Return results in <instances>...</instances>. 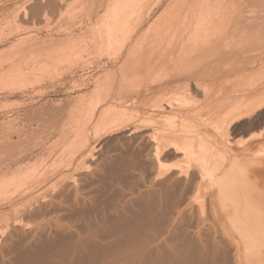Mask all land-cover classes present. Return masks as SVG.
I'll list each match as a JSON object with an SVG mask.
<instances>
[{
  "label": "rangeland",
  "instance_id": "rangeland-1",
  "mask_svg": "<svg viewBox=\"0 0 264 264\" xmlns=\"http://www.w3.org/2000/svg\"><path fill=\"white\" fill-rule=\"evenodd\" d=\"M48 1H51L49 3L51 6L48 4ZM54 1L56 3L52 4ZM119 1L0 0V235L4 234L2 237L0 236V242L2 239L10 238V242L15 243L19 240L18 236L22 239V237H24L23 235H25L24 233L34 228L29 225H38L36 222L43 224L49 219L48 216L51 215L50 217H52V215H55L53 214V210L54 213L59 214L61 219L64 221L68 220L67 222H69V219H66L71 216L68 210L69 208L65 210V203L63 207H61L62 205L60 204L63 202L59 200L62 198V201L66 202L67 199V205L65 207H69V204H71L69 201H72L71 196L74 197V195H71L69 189L72 188L71 192L73 191L74 194V185H78L77 187H82V190L89 192L94 199V201L92 199V202H94V204L96 202V205L101 211L113 213L116 209L128 206L132 207L144 194L152 189H158V185H175L177 183L175 186L178 190L180 191L182 188L181 190L185 193L187 192L186 194L190 196L199 186L195 184L199 183V179L196 177L199 178L200 174L195 175V173L202 172L200 162L205 163V167L206 163L208 164L206 168L209 166V171L215 178L217 177L216 173L222 172V169L223 171L224 169H227V171L234 169L237 171H244L245 168L243 167V163L244 166L250 165L249 162L245 165L246 163L244 160L246 159L249 161L252 159L253 162L250 161L251 165L253 163V165L257 167H261L264 164H262V158L264 160V105L261 106L259 104L260 106H257V104H253L252 102L253 98L264 90V18L262 17L264 16V0H236V4H239L237 5L239 9L234 4L237 11L230 9V15L229 12H227L229 17L226 15L227 17L225 18L224 12H221V15H223L222 18H219L220 13H217L222 10H218V7L214 9L213 7L215 5L209 8L210 11H214L213 13L211 12V14L206 4H203L202 7H206L205 9L207 10L201 9V11L204 10L206 14L199 9L191 10V7L195 8L199 6L200 8V5H193V0H187L188 3L186 1V4H184L185 2L183 0H127L126 4L121 7L119 6L124 0ZM225 1L226 0H224V3ZM228 1L233 3L232 0ZM117 2L120 3L119 6L116 4ZM231 2L225 5L228 7L230 5L232 6L233 4H231ZM220 3L223 4L221 0ZM36 4L38 6H36ZM187 4H190V9H188L189 7ZM114 6H116L115 9L118 7V13L113 11ZM185 9L190 12L186 14ZM195 10H197L195 12L197 14L194 13L193 17H191ZM215 10H218V12L216 11L215 13ZM207 12L213 16L211 17ZM198 13L205 18L211 17L215 19L218 17L219 19H215V23L219 21H223L224 23H218V26H214L215 29L209 30V33L208 31H204V33H208L206 37H202L204 33H200L202 36H197V31V34L195 33V36H193L192 39L189 37V39L187 35V33H189L188 28L186 32L184 30L186 27L183 28V26L179 25V21L177 20L179 17H182V14L183 16L187 15L189 19L190 17L193 19L199 15ZM117 14L119 15L118 17H120L119 24L117 25V27L119 26L118 30L112 27L116 21L115 18H118L116 17ZM215 14L218 16L214 18ZM201 15L198 17H201ZM254 15L260 17H252ZM231 16L233 20L230 19ZM240 16L244 23L250 18H255L256 21L258 19L256 28H251V30H249L246 27L240 26L241 24L239 28L237 23L241 22ZM226 18L228 19L225 20ZM238 18L240 21L238 20V22L235 23L234 19ZM211 28H213V26ZM175 30L181 33L183 40L177 37L178 32L175 33ZM224 31H227L226 35L228 34V37L231 33L233 36H230V38L224 41V37L221 39ZM174 33L177 35H174ZM180 33L179 37H181ZM261 34L263 36H261ZM226 35L224 34L225 37ZM177 38L181 39L180 41H182V43L187 41L186 44L188 43L189 47H187V45H182V43L180 44ZM149 41H154L155 44L159 41L161 44L165 43L167 45L174 41L176 49L179 50L181 45L186 46L185 49L188 48L192 54L188 53L186 55L185 52L188 49H183L182 53L180 52L182 49L178 52V50L173 48L172 50L174 51L171 52H176V55H181L182 57H177L176 59V57H173L175 54L172 55L171 52H168L167 54L168 56L170 55V58L167 60L168 62L164 60L165 63L167 62L165 68V63H163V65L161 63L162 66L160 65V62H162L160 61L162 59L161 57H163V59L167 58V55L159 56L164 54L159 50L161 44L157 43L158 48L155 47L154 43H150ZM189 41H199V45L195 44L197 42H193L194 45L190 46L192 43L189 44ZM203 41H209V43L206 42L209 45L211 42L213 43H211L210 48L208 46V49H204L207 46H203ZM214 41H216L215 45ZM141 43H143V45L145 44L143 47L144 49L141 48ZM206 43L204 45H206ZM151 44H153V46ZM165 44L163 47H165ZM177 45H180V47L177 48ZM134 46H137L138 48H136L138 50ZM147 46H149L151 50L148 47L149 50L147 49L146 52L145 49ZM202 46L204 48L201 49ZM132 47L136 49L133 52L137 55L135 56L137 57L136 59L142 58V55L145 56L142 58L144 59L143 61L148 60V55H154V53L159 51L157 52L158 54L156 53L157 55L155 54L156 56H153L155 60L151 58L152 56L149 57V60L151 58L153 62L156 61V58L160 59L157 60V67L151 72L141 69L134 70L130 68L133 64L129 62L130 65L126 64L125 66H128L130 69L121 73L119 68L124 66L127 53L133 49ZM193 47H196L194 49H196L197 52ZM140 48L143 51L145 50L144 52L146 53L141 55L143 51H141ZM120 50L122 52H120ZM162 51H164L163 48ZM137 53L140 54L138 55ZM118 54L120 58L117 60L116 57ZM195 54L196 56H194ZM173 58L174 60L170 61ZM235 59L237 62L234 61ZM214 60H217V64ZM220 63L223 64L220 72H218L219 69L216 68L221 66ZM224 64L227 65L225 66ZM161 67H164V69H162L165 71L168 68L167 71H169V76L171 74L173 77L171 76L164 81H160L162 78L159 77L161 83H151L153 78H155L154 81L158 82L157 77L165 74V71H163ZM155 75L158 76L155 77ZM166 75L167 74L163 76L166 78ZM167 82L169 84L171 83L170 86ZM188 82L190 85H188ZM209 93L210 95H207ZM220 93H222V95ZM204 95H207V97H204ZM244 100H250L249 102L252 103L253 106L251 105L249 108L251 110L252 108H256L257 114L255 112V116L252 115L251 117L245 118L241 124L240 122L239 124L236 123V125L233 126L235 130L233 128H231L233 129L231 130L230 127L228 128L229 124H227V122H230L228 117L238 110L237 107L241 106L242 108H246L242 106ZM236 101L240 102L237 104ZM155 102L158 105H161V103L163 104V102L164 105L167 103L169 108L167 104L164 109V105L158 106L157 104L155 105ZM153 104L156 107L151 106ZM232 105L234 106L232 107ZM202 106H204V108ZM120 112H125L127 118L126 116L124 118L118 117V113ZM152 114L154 117H152ZM219 117H222V119ZM207 118L208 121L206 120ZM251 118H253V120H250ZM223 119H226V121L228 120L227 122L224 120L227 125H224ZM108 121L110 123L109 125H107ZM218 123L221 124L218 125ZM218 128H220V130ZM225 128L231 131L229 130L228 133ZM260 130L263 131L259 132ZM150 131L152 133L155 132V135L152 136ZM159 131L161 136L164 137V139L162 137V140L158 133ZM155 136H158L160 139V149L164 146L159 158L155 157V155L157 156V152L154 149ZM227 137L229 138L228 140L226 139ZM229 140H231V144ZM173 141L177 144V148L175 149L170 147ZM9 143H11L10 146ZM5 148L7 149L5 150ZM225 148L228 149L226 150ZM244 152L245 154H243ZM232 156L233 158L236 156L237 160L238 158H243L238 160L241 164L236 162L237 160L235 157L236 161H234L238 166L233 165V161L229 160V158L232 159ZM156 159L158 161L159 159H164L165 166L162 168L159 162L155 161ZM17 160H21L23 163L20 161L19 164ZM221 160L223 162L225 161L224 163L222 162L223 166ZM241 160H243V162H241ZM260 160L261 162H258ZM96 161H98L97 164ZM257 162L260 163L261 166L259 164L258 166ZM3 163L4 165L2 166ZM16 163L17 166L14 165ZM214 163L217 165L215 168H218V170L212 169L215 165ZM189 165L191 167H189ZM239 165L242 166L240 167ZM221 167L222 169L219 171ZM20 168L23 169H21L22 173L18 178L6 183L2 181L6 173H14ZM179 170H184V174L180 175V177H178L180 174V172H178ZM199 170H201V172H199ZM216 170L217 172L215 173ZM100 174L101 176H99ZM170 177L173 178L171 179ZM169 179L173 181L171 182ZM209 179L207 175L205 176V182L202 181L201 184L199 183L200 193L198 195H201L203 191V197L201 196L202 199L204 198V194L209 190L208 188L214 185L212 184L214 182ZM64 182H66L67 185ZM72 182L74 185L71 187ZM153 182L154 184H152ZM68 183H70V186ZM191 183L195 185V188L197 187L196 189L194 188V191L192 190L193 192L190 191L193 186ZM32 185L34 186L32 187ZM154 186L156 188H152ZM57 188L63 192L58 191ZM187 190H189L191 194L188 193ZM57 191L59 194L55 195L54 193H58ZM37 194L42 199L39 198ZM67 194H70V197ZM32 195H35L39 201L31 197ZM48 195L51 196L48 197ZM52 196L54 199L51 198ZM28 198L31 199L29 200ZM50 198L54 201L58 199L56 202L59 201L60 204L59 202L58 204L60 208H63L65 211L60 209L55 202L56 207L60 209L58 210L53 200L51 201L56 208V212L55 208L52 206L53 204L48 206V204H51L48 200ZM46 199L48 201H46ZM34 200L35 204L32 202ZM42 200L46 202H43L45 207L41 205ZM23 202H25V204ZM30 202L32 205H28ZM36 202H39L42 208H37L40 205L36 206L38 205ZM24 205H28L29 207L33 206V210L31 208L28 209V206L24 207ZM50 207L54 209L51 211L52 213H47L48 210H51ZM23 208H26L25 211ZM43 208L44 210L42 211ZM46 208H48V210H46ZM30 209L34 213L39 212V215L38 213H35V215L33 214L36 216V220H34V216H31L33 218L31 219L30 215L32 214L29 212L31 211ZM19 211L21 212L20 215L22 218L18 217ZM26 211L28 213H26ZM61 211L63 214H61ZM66 211L67 213H65ZM44 212L45 215L46 213L49 215L45 216ZM208 213L212 215L210 212L204 213L206 216H202L203 218L201 221L197 218H195V220L192 217L186 216L179 221L181 225L178 224V228H180V230L181 228H188L189 230L191 229V231L193 229L197 230L200 228L203 230L205 228L204 230L206 232L204 230L203 232L206 234H208V232L211 234L212 231L215 233L214 229L217 225V221L215 222V219L209 216ZM204 214L202 213V215ZM221 215L223 216L222 220L224 219V222H222L227 225L225 211H223ZM56 216L58 217V215ZM3 217H7V219L4 220L5 218ZM8 218H13L12 224L9 223L11 220L8 221ZM15 218H17V220L19 218L23 220L24 223L21 222L22 227L19 225L21 224L20 222H15ZM23 218H25V220ZM70 219L74 220L72 217ZM76 222L74 221V224L77 226L75 229L81 230V227L78 228V226L83 227V223L80 222L79 225V222L77 224ZM199 223L200 225H198ZM14 227L15 229L12 230L11 228ZM25 227L27 228L25 229ZM191 231L190 233L193 234ZM221 231L222 230H220L219 233H222ZM12 233L15 235V238ZM16 234L18 235L17 238ZM228 249L232 252L229 245ZM243 250L244 249L240 250L241 264H259L253 259L251 260V257ZM231 263L236 264L233 259Z\"/></svg>",
  "mask_w": 264,
  "mask_h": 264
},
{
  "label": "bare ground",
  "instance_id": "bare-ground-1",
  "mask_svg": "<svg viewBox=\"0 0 264 264\" xmlns=\"http://www.w3.org/2000/svg\"><path fill=\"white\" fill-rule=\"evenodd\" d=\"M53 1V0H52ZM85 1V0H84ZM119 1V0H118ZM186 4V1L187 0H183ZM227 1V2H226ZM225 3H224V0L221 2L223 4L220 3V0H193V5L194 6H198L200 5V8L199 6L198 7H191L192 9L191 10H194V9H199L201 11V9H204V10H209V8H212V6H214L213 8L216 9L218 7V10H222V11H219L218 10H215V13L216 11L218 12L217 14H219V18H222V15H221V12L225 13L224 14V18L227 17L226 15H228L227 12H229V15H230V12L231 10L230 9H235V5L236 7L238 8L237 5H239L238 3L236 4V0H232L233 3L231 2V4H233L231 7L227 6L228 3H230L228 0H226ZM238 1V0H237ZM261 1V0H260ZM51 2V1H50ZM48 1V4L50 3ZM120 2V1H119ZM127 0H124L122 1V3H116L120 4L119 7L123 6L124 4H126ZM235 2V3H234ZM53 3H56L55 1L52 2ZM181 3V1H180ZM188 3V1H187ZM115 4V5H116ZM177 4V3H176ZM191 4V3H190ZM190 4L188 5V9H190ZM202 4V5H201ZM203 4L207 5V9H205L203 6ZM227 4V5H225ZM235 4V5H234ZM50 5V4H49ZM186 5V7H187ZM217 5V6H216ZM36 6H38L36 4ZM51 6V5H50ZM56 6V5H55ZM54 6V7H55ZM178 6V5H177ZM181 7V5H179ZM185 6V5H184ZM192 6V4H191ZM53 7V6H52ZM116 6H114V10L115 12L119 11L117 8L115 9ZM216 7V8H215ZM37 8V7H35ZM183 8V7H181ZM180 8V9H181ZM185 8V7H184ZM263 8V7H262ZM261 8V9H262ZM187 9V8H186ZM186 14L190 11L186 10ZM239 9V8H238ZM183 10V9H182ZM202 10V11H204ZM213 10V9H212ZM177 11V9H176ZM175 11V12H176ZM184 11V10H183ZM182 11V12H183ZM197 10H195L194 12L192 13V16L193 17V14L196 12ZM201 11V12H202ZM210 11V10H209ZM208 11V12H209ZM237 11V10H236ZM239 11V10H238ZM179 12V11H178ZM177 12V13H178ZM207 12L208 15L211 14V12L213 13L214 11H210V14ZM118 13V12H117ZM239 13V12H238ZM261 13V12H260ZM179 14V13H178ZM180 14H181V11H180ZM184 14V13H183ZM182 14V17L183 19H181L179 17V19L177 21H179V25L186 27L184 30L186 31V29L188 28V32L187 35H188V38L190 37L191 39L193 38V36H195L194 34L198 31V35L202 36L201 34L208 31L209 33V30H212V29H215L214 26H218L217 24H223L224 22L222 21H219L218 23H215V19H219L218 17L215 18L216 15L214 16L215 19L211 18L213 15H210L211 17H203V15H201V17H198L199 15H195L196 17H194L193 19H190L187 17V15L183 16ZM191 14V13H190ZM197 14V13H195ZM204 14L205 11H204ZM241 14V13H240ZM249 14V13H248ZM264 14V13H263ZM177 15V14H176ZM175 15V16H176ZM221 15V16H220ZM228 15V17H229ZM232 15V14H231ZM119 15L117 14L116 17H118ZM179 16V15H178ZM177 16V17H178ZM236 16V14H235ZM242 16V15H241ZM241 16L239 17L241 19ZM257 17V15H254L252 17ZM186 17V18H184ZM245 17V16H244ZM260 17V16H259ZM257 17V18H259ZM264 18V16H262ZM236 18V17H235ZM238 19H234L235 23L238 22ZM256 18V19H257ZM262 18V19H263ZM114 19V18H113ZM228 18H226L225 20H227ZM230 19H232V16L230 17ZM247 19V18H245ZM116 20V21H115ZM115 20H112V21H115L114 22V29L118 30L119 26L117 27V25L119 24V20H120V17L118 18H115ZM176 20V19H175ZM174 20V21H175ZM224 20V19H223ZM224 20V21H225ZM233 20V19H232ZM232 20H229V21H232ZM237 20V21H236ZM249 20V21H248ZM246 21V23H244V21L242 22V19H241V22H238V27L239 25L242 26V27H246L248 28L249 30H251V28H256V24L258 22V19L257 21L255 20V18L253 19H248ZM264 20V19H263ZM233 21V22H234ZM240 21V20H239ZM260 21V20H259ZM217 22V21H216ZM221 22V23H220ZM228 22V21H227ZM234 23V24H235ZM213 26V28L211 27ZM210 27V28H209ZM234 27V25H233ZM232 27V28H233ZM182 28V27H181ZM209 28V29H208ZM230 28V27H229ZM240 28V27H239ZM245 28V29H246ZM180 29V28H179ZM202 29H205V30H202ZM208 29V30H207ZM263 29V28H262ZM177 30V29H176ZM175 30V34L174 35H177L178 38H182V35L179 31L176 32ZM203 32H201V31ZM187 32V31H186ZM226 32L227 31H224V34L226 35ZM230 32V31H229ZM233 32V31H232ZM237 32V31H236ZM179 33L181 35V37H179ZM201 33V34H200ZM208 33H204L202 37H206L208 36L207 34ZM235 33V32H234ZM224 34L221 36V39H223L224 37V41H226V39L230 38V36L232 37L233 35L230 34V36L228 37L226 35V37L224 36ZM261 36H263L261 34ZM177 38V39H178ZM189 38V39H190ZM176 39V38H175ZM174 39V40H175ZM181 39H178L179 41ZM177 40V42H178ZM109 42V41H108ZM150 42V41H149ZM147 42V43H149ZM152 43H154V41H151ZM150 42V43H151ZM156 42V41H155ZM163 42V41H161ZM168 42V41H167ZM166 42V43H167ZM171 42V41H169ZM187 41H184V43H182V41H180V44L182 43V45H187V47H189L188 43L186 44ZM190 42V41H189ZM193 42H197V41H193ZM193 42L191 41L189 44H191L190 46L194 45ZM199 42V41H198ZM197 43V45H199ZM206 42L209 43V41H203V46H207V47H201L204 48V49H208V46L210 48L211 46V42L210 45L206 43V45H204ZM240 42V41H239ZM248 42V41H246ZM136 43V42H135ZM145 43V42H144ZM146 43V44H147ZM158 44H161L159 41L157 42ZM157 43L155 44V47H158L157 46ZM231 43V42H230ZM234 43V42H233ZM257 43V42H255ZM109 44V43H108ZM163 44V45H162ZM161 46H160V49L161 50L160 52L164 53L162 55H159L160 57L163 56V55H167V58L163 59V57H161L162 59H158L156 58V61H152L151 58L153 60H155L153 58V56H156L159 52V51H154L156 53H154V55L152 54L151 56L148 55L150 58L149 60V57L147 58L148 60L147 61H143L145 56H143L142 54H145L147 52V49L149 50V46H147V48L145 49L146 52H144L142 49H144V45L143 43H141V48L140 50L143 51V53H141L142 55V58H139V59H136L137 55H135L134 50H136L138 47L137 46H134L136 49H134V47H132L133 49L131 51H129L127 53V58H125V63H124V66H121L120 71L121 73H124L125 70H128L130 68H133L134 70H137V69H141V70H144V71H148V72H151L153 69H155V67H157V60H160L162 62H160V65L162 63H165L164 60H168L170 57V55L168 56V52L170 53L171 51H174L172 50L173 48L176 49V44L174 41H172L171 43H169V45L165 44V43H162ZM165 44V47H163ZM202 44V42H201ZM216 44V41H214V45ZM228 44V43H227ZM232 44V43H231ZM243 44V43H242ZM241 44V45H242ZM245 44V42H244ZM248 44V43H247ZM107 45V44H106ZM118 45V44H117ZM148 45V44H147ZM153 46V44H151ZM167 45V46H166ZM180 47V45L177 47L180 49H176L178 50V52H182L183 49L184 50H187L188 48L185 49L186 46H182ZM196 45V46H197ZM213 45V46H214ZM219 45V44H217ZM224 45V43H223ZM237 45V44H235ZM259 45V44H257ZM256 45V46H257ZM95 46V45H94ZM201 46V45H200ZM226 46V45H225ZM229 46V45H228ZM149 47V48H148ZM154 47V48H155ZM164 51H162V48ZM223 47V46H222ZM237 47V46H236ZM123 48V47H122ZM159 48V47H158ZM165 48V49H164ZM196 48V47H193V49ZM229 48V47H228ZM249 48V47H248ZM153 49V48H152ZM197 49H198V46H197ZM200 49V47H199ZM221 49V48H220ZM237 49V48H236ZM123 50V49H122ZM138 50V49H137ZM151 50V48H150ZM189 50V49H188ZM184 51L186 53V55L188 53H191L190 50L189 51ZM192 50V49H191ZM196 51V49H194ZM193 50V52H194ZM202 51V50H201ZM210 51V50H209ZM208 51V52H209ZM245 51V50H244ZM102 52V51H101ZM120 52H122L120 50ZM140 52V51H139ZM197 52V51H196ZM195 52V53H196ZM200 52V51H199ZM205 52V50H204ZM221 52V51H220ZM243 52V51H242ZM110 53V52H109ZM172 55L175 54V56L173 55V57H182L181 55H176V52H171ZM183 53V52H182ZM238 53V52H237ZM121 54V53H120ZM138 55L140 53H137ZM148 54V53H147ZM156 54V55H155ZM160 54V53H159ZM192 54V53H191ZM194 54V53H193ZM206 54H207V51H206ZM212 54V53H211ZM225 54V53H224ZM228 54V53H227ZM171 55V57H172ZM185 55V54H183ZM222 55V54H220ZM226 55V54H225ZM224 55V56H225ZM230 55V54H229ZM147 56V55H146ZM158 56V57H159ZM191 56V55H190ZM196 56V54L194 55ZM200 56V55H199ZM202 56V55H201ZM223 56V55H222ZM159 57V58H160ZM166 57V56H165ZM198 57V56H197ZM204 57V56H203ZM212 57V56H211ZM117 60L120 58V55L118 54V56L116 57ZM134 58V59H131ZM193 58V57H192ZM195 58V57H194ZM250 58V57H249ZM248 58V59H249ZM201 59V57H200ZM209 59V58H207ZM130 60V61H129ZM174 58L170 61H173ZM186 60V59H185ZM251 60V58H250ZM206 61V60H205ZM226 61V60H225ZM224 61V62H225ZM236 61V59L234 60ZM129 62L133 65H131V67L128 68L125 66L126 64H129ZM168 62V61H167ZM167 62L164 64L165 68H166V64ZM214 62H216L217 64V60ZM220 62V61H219ZM222 62V61H221ZM232 62V61H231ZM237 62V61H236ZM212 63V62H211ZM243 63V62H242ZM210 64V63H209ZM214 64V65H216ZM222 64L223 63H220V67L219 68H216V69H219L218 72H220V69L222 67ZM239 64V63H238ZM130 65V64H129ZM161 65V66H162ZM175 65V64H174ZM211 65V64H210ZM225 66L227 64H224ZM234 65V64H233ZM206 66V65H205ZM229 66V65H228ZM164 67H161V69ZM212 67V66H211ZM175 68V67H174ZM197 68V67H196ZM162 69V70H163ZM200 69V68H199ZM204 69V68H203ZM231 69V68H230ZM168 70V68H167ZM165 71V74H167L166 78L163 76V75H155V77L158 78V82L154 81L155 78H153L150 82L153 83H161L160 81H164V80H167L169 79L172 75L170 74L169 76V71ZM174 70V69H173ZM193 70V69H192ZM211 70V69H210ZM229 70V69H228ZM140 71V70H139ZM177 71V70H176ZM197 71V69H196ZM203 71V70H201ZM127 72V71H126ZM173 72V71H172ZM175 72V71H174ZM193 72V71H192ZM200 73V72H199ZM216 73V72H215ZM260 73V72H259ZM180 74V73H179ZM190 74V73H189ZM201 74V73H200ZM214 74V73H213ZM177 75V74H176ZM182 75V74H181ZM211 75V74H210ZM163 76V77H162ZM183 76V75H182ZM188 76V75H187ZM190 76V75H189ZM200 76V75H199ZM259 76V75H258ZM143 77V76H142ZM159 77H161L160 81H159ZM173 77V76H172ZM184 77V76H183ZM210 77V76H209ZM257 77V76H256ZM151 78V77H150ZM264 78V77H263ZM183 79V78H182ZM193 79V78H192ZM262 79V78H261ZM178 80V79H177ZM180 80V79H179ZM200 80V79H199ZM145 81V80H144ZM183 81V80H182ZM181 81V82H182ZM147 82V81H146ZM191 82V81H190ZM193 82V81H192ZM168 83V82H167ZM175 83V82H174ZM187 83V82H186ZM184 83V84H186ZM219 83V82H218ZM248 83V82H247ZM169 84V83H168ZM171 84V83H170ZM169 84V86H170ZM177 84V83H176ZM196 84V82H195ZM199 84V83H197ZM188 85L189 82H188ZM252 85V84H251ZM165 86V85H164ZM167 86V85H166ZM173 86V85H172ZM176 86V85H175ZM179 86V85H178ZM202 86V85H201ZM214 86V85H213ZM208 87V86H207ZM221 87V86H220ZM167 88V87H166ZM179 88V87H178ZM191 88V87H190ZM165 89V88H164ZM199 89V88H198ZM197 89V90H198ZM201 89V88H200ZM182 90V89H181ZM190 90V89H189ZM192 90V89H191ZM212 90V89H211ZM262 90V89H261ZM129 91V90H128ZM162 91V90H161ZM164 91V90H163ZM184 91V90H183ZM200 91V90H199ZM204 91V90H203ZM213 91V90H212ZM230 91V89H229ZM132 92V91H131ZM152 92V91H151ZM167 92V91H166ZM187 92V91H185ZM209 92V91H208ZM207 92V93H208ZM224 92V91H222ZM159 93V92H158ZM169 93V92H168ZM219 93V92H217ZM164 94V92H163ZM193 94V93H192ZM222 95V93H220ZM147 95V94H146ZM156 95V94H155ZM167 95V94H166ZM180 95V94H179ZM207 95H210L207 94ZM207 95L204 97H207ZM216 95V94H215ZM212 96V95H211ZM150 97V96H148ZM165 97V96H164ZM209 98V97H208ZM219 98V97H218ZM251 98V97H250ZM152 100V99H151ZM172 100V99H171ZM191 100V99H190ZM166 101V100H165ZM188 101V100H187ZM208 101V100H207ZM206 101V102H207ZM213 101V100H212ZM211 101V102H212ZM242 101V100H241ZM250 100H244L242 102V106L243 107H246V108H242L241 106L237 107V111L233 112L232 115H229L228 117V120L230 119V122H227L226 119H223V123L224 125L226 124H229L228 128L230 127L233 128V126L236 125V123L240 124L242 123V121L245 119V118H248V117H251L252 115H254V113L256 112L257 114V109L256 108H252V110L249 108V106H253V104H257V106L260 104L261 106L264 105V90L257 96H255L253 98V104L249 102ZM160 102V101H158ZM173 102V101H171ZM184 102V101H183ZM186 102V101H185ZM210 102V101H209ZM208 102V103H209ZM233 102V101H231ZM237 102V101H236ZM240 101L237 102V104L239 103ZM147 103V102H146ZM149 103V102H148ZM154 103V102H153ZM199 103V102H198ZM157 103L155 102V105ZM167 104V103H166ZM165 104V105H166ZM204 104V102H203ZM236 104V103H235ZM148 105V104H147ZM158 105V104H157ZM160 105V104H159ZM158 105V106H159ZM164 105V102L163 104L161 103L160 106ZM165 105H164V109H165ZM168 105V104H167ZM259 105V106H260ZM151 106H154L151 105ZM225 106V105H224ZM227 106V104H226ZM234 105H232L233 107ZM256 106V105H255ZM149 107V106H148ZM156 107V106H154ZM201 107V106H200ZM204 108V106H202ZM206 107V106H205ZM222 107V106H221ZM231 107V108H232ZM121 108V107H120ZM152 108V107H151ZM158 108V107H157ZM159 108H162V107H159ZM168 108H169V105H168ZM251 110H249V109ZM259 108V107H258ZM261 108V107H260ZM124 109V108H123ZM221 109V108H220ZM230 109V108H229ZM218 110V109H217ZM222 110V109H221ZM94 111V110H93ZM153 111V110H151ZM215 111V110H214ZM213 111V112H214ZM216 112V111H215ZM219 112V111H218ZM148 113V112H147ZM150 113V112H149ZM155 113V112H154ZM201 113V112H200ZM199 113V114H200ZM228 113V112H227ZM156 114V113H155ZM193 114V113H192ZM197 114V112H196ZM198 114V115H199ZM202 114V113H201ZM259 114V113H258ZM102 115V113H101ZM118 117L120 118H124L126 116V113L125 112H120L118 113ZM208 115V114H207ZM108 116V115H107ZM156 116V115H155ZM158 116V115H157ZM223 116V115H222ZM228 116V114H227ZM231 116V118H230ZM255 116V115H254ZM116 117V118H118ZM130 117V116H128ZM152 117L153 114H152ZM172 117V116H171ZM209 117V116H208ZM127 118V116H126ZM149 118V117H148ZM163 118V117H162ZM222 119V117H219ZM111 119V118H110ZM112 120V119H111ZM123 120V119H122ZM150 120V119H149ZM148 120V121H149ZM208 121V118L206 119ZM226 122H225V121ZM250 120H253V118H251ZM15 121V120H14ZM110 121V120H109ZM108 121V124L109 123ZM151 121V120H150ZM159 121V120H158ZM113 122V121H112ZM4 123V122H2ZM11 123V122H10ZM27 123V122H26ZM169 123V122H168ZM256 123V122H255ZM217 124V123H216ZM221 124V123H220ZM218 123V125H220ZM226 124V125H227ZM98 125V123H97ZM211 125V124H210ZM12 126V125H11ZM43 126V125H42ZM106 126V125H105ZM104 126V128H105ZM223 126V125H222ZM240 126V125H239ZM107 127V126H106ZM110 127V126H109ZM214 127V126H213ZM1 128V127H0ZM217 128V127H216ZM235 128V127H234ZM233 128V129H234ZM158 129V128H157ZM220 130V128H218ZM227 129V128H225ZM230 129H227L226 132L229 133V130ZM231 129V130H233ZM30 130V129H29ZM104 130V129H103ZM217 130V129H216ZM230 130V131H231ZM235 130V129H234ZM134 131V130H133ZM225 131V130H224ZM263 131V130H262ZM261 130L259 132H262ZM22 132V131H21ZM151 132V131H150ZM152 133V132H151ZM149 133V134H151ZM155 133V132H154ZM154 133H152V136L155 135ZM160 134V131L158 132ZM166 133V132H164ZM200 133V132H199ZM197 133V134H199ZM232 133V132H231ZM32 134V133H31ZM194 134V133H193ZM201 134V133H200ZM221 134V133H220ZM223 134V132H222ZM221 134V135H222ZM9 135V134H8ZM25 135V134H24ZM67 135V134H66ZM228 135V134H227ZM65 136V135H64ZM189 136V135H188ZM192 136V135H191ZM195 136V135H194ZM193 136V137H194ZM24 137V136H23ZM151 137V136H150ZM160 137H161V140H162V137L161 134H160ZM229 137V136H228ZM226 138L227 140L229 138ZM20 138V137H19ZM204 138V137H203ZM224 138V137H223ZM25 139V138H23ZM22 139V140H23ZM164 139V137H163ZM171 139V138H170ZM199 139V138H198ZM233 139V138H232ZM2 140V139H1ZM11 140V139H10ZM153 140V139H152ZM166 140V139H165ZM169 140V139H168ZM172 140V139H171ZM170 140V141H171ZM184 140V139H183ZM167 141V140H166ZM169 141V142H170ZM176 141V140H175ZM200 141V140H198ZM11 142V141H10ZM146 142V141H145ZM152 142V141H151ZM155 150L157 152V156L155 155V157L159 158L161 153H162V149L164 148L163 146V142H162V146L163 148L160 149L161 147V142H160V139L158 136H155ZM168 142V143H169ZM197 142V141H195ZM228 142V141H227ZM226 142V143H227ZM230 144H231V140H229ZM165 143V142H164ZM178 143V141H177ZM254 143V142H253ZM5 144V143H4ZM11 143H9V146H10ZM15 144V143H14ZM52 144V143H51ZM197 144V143H196ZM1 145V143H0ZM16 145V144H15ZM154 145V143H153ZM205 145V144H204ZM226 145V144H225ZM255 145V144H254ZM6 146V145H5ZM192 146V145H191ZM194 146V145H193ZM198 146V145H197ZM212 146V145H211ZM230 146V145H229ZM228 146V148H229ZM99 147V146H98ZM154 147V146H153ZM170 147H172L173 149L177 148V144L176 142H172ZM185 147V146H183ZM227 148V149H228ZM233 148V147H232ZM239 148V147H238ZM3 149V148H2ZM7 148H5L6 150ZM9 149V147H8ZM27 149V148H26ZM167 149V147H166ZM165 149V150H166ZM189 149V148H188ZM226 149V148H225ZM226 149V150H227ZM230 149V148H229ZM243 149V148H242ZM240 149V150H242ZM246 149V148H245ZM11 150V148H10ZM22 150V148H21ZM53 150V149H52ZM51 150V151H52ZM197 150V149H196ZM238 150V149H236ZM9 151V150H8ZM13 151V150H12ZM66 151V150H65ZM230 151V150H229ZM233 151V150H232ZM248 151V150H247ZM246 151V152H247ZM7 152V151H6ZM15 152V151H14ZM22 152V151H21ZM20 152V153H21ZM53 152V151H52ZM164 152V151H163ZM199 152V151H198ZM205 152V151H204ZM202 152V153H204ZM239 152V151H238ZM237 152V154H238ZM16 153V152H15ZM47 153V152H46ZM63 153V152H62ZM97 153V152H96ZM175 153V151H174ZM183 153V152H182ZM211 153V152H210ZM230 153V152H229ZM239 153H242V152H239ZM7 154V153H6ZM10 154V153H9ZM59 154V153H58ZM177 154V153H176ZM184 154V153H183ZM245 154V152L243 153ZM2 155V154H1ZM25 155V153H24ZM222 155V154H221ZM242 155V154H241ZM5 156V154H4ZM13 156V155H12ZM95 156V155H94ZM127 156V155H126ZM200 156V155H199ZM212 156V155H211ZM239 156V155H237ZM7 157V156H6ZM11 157V156H10ZM27 157V156H26ZM109 157V156H108ZM190 157V156H189ZM229 157V155H228ZM231 157V155H230ZM235 157L233 158L232 156V159L229 158V160H232L233 161V165H237L236 162H238L239 159H243V158H238L237 160V157H236V160H235ZM163 158V157H162ZM174 158V157H173ZM193 158V157H192ZM247 158V157H246ZM10 159V158H9ZM26 159V158H25ZM112 159V158H111ZM130 159V158H129ZM198 159V158H197ZM196 159V160H197ZM203 159V157H202ZM201 159V160H202ZM221 159V158H220ZM245 159V158H244ZM249 159V158H248ZM261 159V158H260ZM27 160V159H26ZM164 160V159H163ZM162 159L159 161L156 159L155 161H158L159 162V165L163 168V166H165L164 164V161ZM194 160V159H193ZM215 160V159H214ZM223 160V159H222ZM221 160V164H222V161ZM226 160V159H225ZM227 160V161H229ZM236 162H235V161ZM247 160V159H246ZM244 160V162L246 163L245 165H247V162H249L250 165L248 166H244V163H243V167L245 168L244 171L240 170V171H237L236 169L234 170H228L227 169H222L219 168V171L220 169H222V172H217L218 168H215L217 165L215 164L212 169H217L215 171V173L217 174L216 178L215 176L209 171V166L208 168L207 167V163H206V167H205V163H202L200 162V168H202V172L201 170H199V172L201 173H195V175H199V178L196 177L197 179H199V183L201 184L202 181L205 180V176H209V180L214 182L212 184H214L213 186H211V188H208L207 192L204 194V198L202 199L201 196L203 197L202 195V192H201V195H198L200 193L199 191V188H200V184H194L196 186H198V188L196 189L195 188V185H193V183H191L193 186H192V189L190 190L191 192H193L195 189V191L193 192V194H191L188 191V193H190L191 195L188 196L183 190L180 189V191L178 190V188L173 185V184H166V185H163V186H159L158 185V189H152V188H156L155 186L154 187H150L152 190L147 192L146 194L143 195L142 198H140L139 200H137L134 205L132 207H123V208H120V209H116L115 212L113 213H107V212H104V211H101L98 206L96 205V202L94 204V202H92V199L93 197L91 196V194H89V192L87 191H84L82 190L83 188H79L77 186L74 185V183L72 182L71 184V187L72 185H74L73 189H74V194H73V191L71 192L72 188L69 189L70 190V193L71 195H74V197L71 196L72 198V201L68 199V201L71 203L69 204V207H65L67 204V199H66V202L62 201V198H60L59 201L63 202L60 204L62 205L61 207H63V204L65 203V210L66 208H69V213H70V217L69 218H66V219H69V222L67 221H64L63 219L60 218L59 214L58 213H54V208L56 207V204L55 202L58 200V199H55L56 201H54L53 199V196L51 198L53 199H48L49 202H51V204H48V206H51L53 203L55 204V207H54V204L52 205L54 208H51V210H48V208H46L47 213L51 212L53 210V214L55 215H52V217L48 216V220L46 222H44L43 224L39 223V222H36V221H33V222H36L38 223V225H35V226H31L29 225L30 227H34L32 230H30L29 232H26L24 233L25 235H23L24 237H19L17 234H16V238L18 236V241H16L15 239V243L13 242H10L11 239L10 238H5V239H2V241L0 242V264H230L232 259L233 261L236 263V264H241V258H240V250L241 249H244L243 251L249 255L251 257V260L253 259L254 261H256L257 263L259 264H264V160L262 158V166L260 163L258 162H261L258 161L257 162V165L259 164L261 167H257V166H254L253 163L251 165L250 161L253 162V160L251 159L250 161L249 160ZM21 161V160H20ZM20 161L17 160V162L20 164ZM99 161V160H98ZM98 161H96V164L98 163ZM113 161V160H112ZM198 161V160H197ZM203 161V160H202ZM7 162V161H6ZM13 162H16V161H13ZM187 162V161H186ZM205 162V161H204ZM225 162V161H224ZM223 162V163H224ZM230 162V161H229ZM235 162V163H234ZM241 162H243V160H241ZM21 163H23L21 161ZM92 163V162H91ZM169 163V162H168ZM189 163V162H188ZM227 163V162H226ZM240 163V162H238ZM9 164V163H7ZM6 164V165H7ZM11 164V163H10ZM18 164V165H19ZM72 164V163H71ZM70 164V165H71ZM95 164V165H96ZM107 164V163H106ZM105 164V165H106ZM174 164V163H173ZM187 164V163H186ZM228 164V163H227ZM241 164V163H240ZM254 164H255V161H254ZM4 165V163L2 164V166ZM5 165V166H6ZM15 166H17V163L14 164ZM13 165V166H14ZM68 165V166H70ZM258 165V166H259ZM11 166V165H9ZM14 166V167H15ZM31 166V165H30ZM90 166V165H89ZM92 166V165H91ZM101 166V165H100ZM109 166V165H108ZM157 166V164H156ZM223 166V164H222ZM229 166V165H228ZM227 166V167H228ZM238 166V165H237ZM236 166V167H237ZM240 166V165H239ZM242 166V165H241ZM240 166V167H241ZM20 167V166H19ZM23 167V166H22ZM94 167V166H93ZM105 167V166H104ZM158 167V166H157ZM189 167H191L189 165ZM230 167V166H229ZM233 167V166H232ZM235 167V166H234ZM1 168V167H0ZM8 168V166H7ZM91 168V167H90ZM89 168V169H90ZM99 168V167H98ZM4 169V168H3ZM11 169V168H10ZM23 168H20L18 169L16 172H12L11 174H8L6 173L5 175V178L2 180L4 183L6 182H10V181H13L15 180L16 178H18L20 176V174L22 173V170ZM95 169V168H94ZM157 170H159L158 168H156ZM177 169V168H176ZM211 169V171H212ZM230 169V168H229ZM241 169V168H239ZM1 170V169H0ZM85 170V169H84ZM99 170V169H98ZM121 170V169H120ZM168 170V169H167ZM166 170V171H167ZM236 170V171H235ZM15 171V170H14ZM95 171V170H93ZM92 171V172H93ZM103 171V170H101ZM118 171V170H117ZM123 171V170H122ZM177 171V170H176ZM2 172V171H1ZM6 172V170H5ZM11 172V171H10ZM24 172V171H23ZM79 172V171H78ZM96 172V171H95ZM111 172V171H110ZM161 172V171H160ZM178 172H180L179 176L180 175H183L184 174V170H179ZM213 172V171H212ZM25 173V172H24ZM82 173V172H81ZM98 173V172H97ZM96 173V174H97ZM162 173H163V170H162ZM170 173V172H169ZM214 173V172H213ZM77 174V173H76ZM89 174V173H88ZM94 174V172H93ZM107 174V173H106ZM122 174V173H121ZM178 174V173H177ZM206 174V175H205ZM80 175H83V174H80ZM86 175V174H85ZM158 175V174H156ZM164 175V174H163ZM170 175V174H169ZM175 175V174H174ZM187 175V174H186ZM88 176V175H87ZM93 176V175H92ZM91 176V177H92ZM101 176V174L99 175ZM103 176V175H102ZM177 176V175H176ZM34 177V176H33ZM109 177V176H108ZM152 177V176H151ZM156 177V176H155ZM159 177V176H158ZM174 177V176H173ZM172 177V178H173ZM31 178V177H30ZM29 178V179H30ZM106 178V177H105ZM113 178V177H112ZM160 178V177H159ZM171 178V177H170ZM171 178V179H172ZM71 179V178H70ZM73 179V178H72ZM76 179V178H75ZM94 179V178H93ZM99 179V178H98ZM179 179V178H178ZM74 180V179H73ZM78 180V179H77ZM111 180V179H110ZM118 180V179H117ZM156 180V178H155ZM170 180V179H169ZM69 181V180H68ZM80 181V180H79ZM91 181V179H90ZM153 181V180H152ZM171 181V180H170ZM173 181V180H172ZM171 181V182H172ZM177 181V180H176ZM186 181V180H185ZM197 181V180H196ZM195 181V182H196ZM207 181V180H206ZM209 181V182H210ZM25 182V181H24ZM95 182V181H94ZM109 182V181H108ZM205 182V181H204ZM203 182V183H204ZM30 183V182H29ZM66 183V182H64ZM87 183V182H86ZM142 183V182H141ZM197 183V182H196ZM69 186H70V183H68ZM77 184V183H76ZM154 184V182L152 183ZM205 184V183H204ZM62 185V183H61ZM60 185V186H61ZM64 185V184H63ZM67 185V183H66ZM145 185V184H144ZM208 185V184H207ZM210 185V184H209ZM34 185H32L33 187ZM80 186V185H79ZM150 186H151V183H150ZM190 186V185H189ZM29 187V186H28ZM27 187V188H28ZM63 187H66V186H63ZM94 187V186H93ZM149 187V186H148ZM183 187V186H181ZM188 187V185H187ZM202 187V185H201ZM205 187V186H204ZM210 187V186H208ZM68 188V186H67ZM92 188V187H91ZM195 188V189H194ZM206 188V187H205ZM36 189V188H35ZM46 189V188H45ZM43 189V190H45ZM58 191H60L59 188H57ZM107 189V188H106ZM148 189V188H147ZM188 189V188H187ZM55 190V189H54ZM53 190V191H54ZM98 190V189H97ZM149 190V189H148ZM193 190V191H192ZM6 191V190H5ZM21 191V190H20ZM51 191V190H50ZM57 191V192H58ZM197 191V192H196ZM199 191V192H198ZM22 192V191H21ZM55 192V191H54ZM60 192H63V191H60ZM20 193V192H19ZM24 193V192H23ZM27 193V191H26ZM34 193V192H33ZM44 193V192H43ZM98 193V192H97ZM30 194V193H29ZM36 194V193H35ZM40 194V193H39ZM42 194V193H41ZM46 194V193H44ZM48 194V192H47ZM50 194V193H49ZM52 195H56V194H59L58 193H51ZM64 194V193H63ZM62 194V195H63ZM99 194V193H98ZM20 195V194H19ZM23 195V194H22ZM27 195V194H26ZM43 195V194H42ZM61 195V196H62ZM66 195V193H65ZM68 195V194H67ZM70 195V194H69ZM68 195V196H69ZM29 196V195H28ZM37 196L39 197V195L37 194ZM51 196V195H48V197ZM60 196V197H61ZM200 196V197H199ZM31 197L33 198H36V196L32 195ZM55 197V196H54ZM70 197V196H69ZM22 198V197H21ZM41 198V197H39ZM47 198V197H46ZM57 198V197H56ZM67 198V196H66ZM70 198V199H71ZM202 200H201V199ZM29 199V198H28ZM27 199V200H28ZM31 199V198H30ZM29 199V200H30ZM42 199V198H41ZM65 199V198H64ZM15 200V199H14ZM36 200H38L36 198ZM46 199V201H48ZM53 200L54 202L52 203ZM12 201V200H11ZM39 201V200H38ZM94 201V199H93ZM16 202V201H15ZM33 203L35 202L32 201ZM41 202V201H40ZM43 202L46 203L45 201L42 200V203L41 205H43ZM57 203V206L60 208L59 204ZM68 202V203H69ZM9 203V202H7ZM12 203V202H11ZM25 204V202H23ZM22 203V204H23ZM38 203V205L36 206H39V202H36ZM18 204V203H17ZM16 204V205H17ZM21 204V205H22ZM31 202L28 204L30 205ZM35 204V203H34ZM33 204V206H34ZM15 205V204H13ZM27 205V206H28ZM32 205V204H31ZM39 206L37 208L40 209V207L42 208V206ZM24 205V207H27ZM33 206H28V209L31 208ZM46 206V207H48ZM15 207V206H14ZM18 207V206H17ZM35 207V206H34ZM45 207V206H44ZM56 207L58 210L62 209L64 210L63 208H58ZM56 208H55V212H56ZM22 209V208H20ZM26 209V208H25ZM25 209L23 208V210L25 211ZM30 209V210H31ZM14 210V209H13ZM19 210V209H17ZM33 210V209H32ZM29 211L31 212L32 215L31 216H34L35 213H38L39 215V212H33V211ZM44 210V208L42 209V211ZM64 210V211H65ZM22 211V210H21ZM26 211V213H28ZM36 211V210H34ZM210 212L212 215H208L209 216H212L213 219H215V222L217 223L216 227H215V233H212L210 234V232H208V234H206L205 232V228L203 229L205 232H203V230H201L200 228L196 229L197 230H193L191 231V229L189 230L188 228L186 229H182L180 230V228H178V224H180L179 221H181L182 218H185L186 216H189V217H192L193 219L197 218L199 219L200 221L202 220V216H206L205 214L207 212ZM225 211L226 213V216H227V225L224 224L223 220H222V212ZM18 212V211H17ZM23 212V211H22ZM46 212V211H45ZM45 212H44V215H45ZM62 212V211H61ZM60 212V213H61ZM49 215V214H47ZM52 213V212H51ZM50 213V214H51ZM67 213V211L65 212ZM202 213L204 215H202ZM21 212L19 211V216L20 218L21 217ZM34 214V215H33ZM41 214V212H40ZM63 214V212L61 213ZM58 215V217L56 216ZM24 216V215H23ZM42 216H43V213H42ZM29 217V216H28ZM36 220V216H34ZM39 217V216H38ZM65 217V216H64ZM73 218L74 220L70 219V218ZM208 217V216H207ZM1 218V217H0ZM5 218V217H3ZM10 218V217H9ZM8 218V221L11 220L9 223H11L13 220L12 219H9ZM18 219L15 218V222L17 223L18 222H23V220L21 219ZM25 218H26V215H25ZM25 218H23L25 220ZM44 218V217H43ZM209 218V217H208ZM207 218V219H208ZM226 218V217H225ZM7 217L4 219L6 220ZM31 219H33L31 217ZM38 219V218H37ZM42 219V217H41ZM47 219V217H46ZM21 220V221H19ZM28 220V218H27ZM40 220V219H39ZM37 220V221H39ZM196 220V219H195ZM44 221V219H43ZM74 221L76 222V224L78 223L80 225V222L83 223V227L82 226H78V228H80L81 230H78V229H75L77 226L74 224ZM206 221V220H205ZM204 221V222H205ZM223 221V222H222ZM73 222V223H72ZM24 223V222H23ZM31 223V222H30ZM196 223V222H195ZM12 224V223H11ZM40 224V225H39ZM208 224V223H207ZM230 224V225H228ZM20 227H22V223L19 224ZM27 225V224H26ZM200 225V223L198 224ZM205 225V224H204ZM13 226V225H12ZM24 226V225H23ZM197 226V225H196ZM210 226V225H209ZM2 227V226H1ZM181 227V226H179ZM213 227V225H212ZM24 228V227H23ZM22 228V229H23ZM27 227H25L26 229ZM211 228V226H210ZM209 228V229H210ZM12 230L15 229L14 228H11ZM21 229V228H20ZM213 229V228H212ZM211 229V230H212ZM231 229V230H230ZM11 230V231H12ZM222 230L221 232L222 233H219V231ZM1 231V230H0ZM193 232L192 233H190ZM14 232V231H12ZM24 232V231H23ZM22 232V233H23ZM4 235V234H2ZM2 235H0L2 237ZM13 235V233H12ZM6 236V235H5ZM22 236V235H21ZM13 237L15 238V235H13ZM4 238V237H3ZM227 240V241H226ZM14 244V245H13ZM228 245L229 247L231 248L232 252L228 249ZM253 261V262H254ZM232 264V263H231Z\"/></svg>",
  "mask_w": 264,
  "mask_h": 264
}]
</instances>
